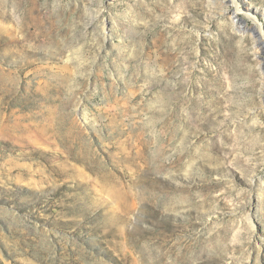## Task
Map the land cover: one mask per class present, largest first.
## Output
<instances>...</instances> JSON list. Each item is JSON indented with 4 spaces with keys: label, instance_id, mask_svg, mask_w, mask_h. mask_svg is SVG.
Listing matches in <instances>:
<instances>
[{
    "label": "rangeland",
    "instance_id": "1",
    "mask_svg": "<svg viewBox=\"0 0 264 264\" xmlns=\"http://www.w3.org/2000/svg\"><path fill=\"white\" fill-rule=\"evenodd\" d=\"M238 3L0 0V264H264V0Z\"/></svg>",
    "mask_w": 264,
    "mask_h": 264
},
{
    "label": "bare ground",
    "instance_id": "2",
    "mask_svg": "<svg viewBox=\"0 0 264 264\" xmlns=\"http://www.w3.org/2000/svg\"><path fill=\"white\" fill-rule=\"evenodd\" d=\"M233 3L236 5V10L239 12V11H242V9L240 8V6H239V3H238V0H233ZM250 13H248V15H249ZM253 18V17H252ZM255 21H257V19L256 18H253ZM259 27V29L262 31V28H261V26H258ZM263 37V36H262Z\"/></svg>",
    "mask_w": 264,
    "mask_h": 264
}]
</instances>
